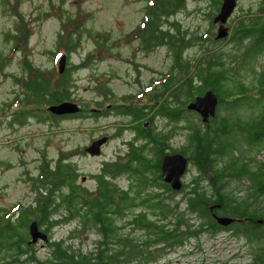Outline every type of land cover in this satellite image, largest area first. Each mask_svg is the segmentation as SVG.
<instances>
[{
	"label": "trees",
	"instance_id": "trees-1",
	"mask_svg": "<svg viewBox=\"0 0 264 264\" xmlns=\"http://www.w3.org/2000/svg\"><path fill=\"white\" fill-rule=\"evenodd\" d=\"M181 4L182 0H149L141 24L126 35L137 38L138 49L141 50L166 47L172 58L168 69L161 73V92L155 95V101L159 103V117L166 119L163 126L170 123V127L166 129L162 126L157 132H147L146 127L139 123L138 136L149 137V141L143 145L136 160H130L128 174L134 181L140 180L139 188L145 186L149 173L161 179L160 159L164 150L171 147L168 140L178 133L176 129L184 130L186 144L181 145L182 153L188 156L195 170L191 177L190 196L186 200L190 211L187 233L191 239L198 240L203 234L216 236L229 229L218 223L214 214L237 219L229 233L244 238L250 254V260L241 264H264V24L256 20L238 23L229 36L217 39L210 37L212 33H204L199 28H182L174 18L183 9ZM5 6L2 0L3 12ZM51 9L50 13L55 12L61 21L54 49L50 53L54 58L58 53H66V67L59 74L55 68L41 69L30 64L27 58L22 60L24 74L15 77L21 90L11 103L0 109L1 114L7 117L5 123L8 127L22 126L31 119L39 122L48 119L59 121L79 114L54 115L45 110L46 114L42 115L41 106L74 101L70 91L73 86L71 73L89 62L94 55L90 53L80 65L70 62L69 57L79 47L82 32L93 37L97 51L107 49L105 37L109 36L90 32L85 27L86 13L77 12L71 16L65 15L61 7ZM11 34L4 37L6 42L11 40L9 53L16 51L18 43L22 44L23 52L29 32L22 19ZM187 49H194L191 56L184 55ZM5 57L8 58V54ZM3 58L0 59V69L4 64ZM99 85L104 90L105 87ZM206 90L216 95L217 105L214 116L202 122L185 105ZM146 91H139L135 98L128 95L123 99H146L149 95ZM101 93L103 97H108V89ZM13 102L20 104V108L11 111L8 106ZM113 108L122 115L133 114L136 119L138 114L145 119L151 105L141 102L136 105H115ZM84 112L81 108L80 116ZM92 112L89 110L85 113L97 117ZM107 112L106 109L102 113ZM151 141L153 146L149 148H153L158 155L154 161L153 157L149 158L144 153ZM73 153L70 151L68 156H58L51 163L43 158L37 174L28 175L31 190L36 195L30 205L17 204L18 210L10 215L8 210L0 209V260L28 257L41 264H94L98 261L145 264L147 259L157 257H152V253L148 252L147 243L169 237L175 241L181 240L177 231L181 219L175 218L174 226L164 229L165 224L149 222L145 214L137 219L138 224L151 232L157 229L156 238L140 240L142 247L136 237L125 236L124 198L116 196L120 187L114 181L122 172L120 163L103 165L101 173L96 175L93 190L82 189L81 194L76 192L81 186L76 184L78 172L69 158ZM158 185L162 186L161 181ZM134 200L135 197H128L126 204L132 206ZM148 205H152V202ZM163 205L160 199L156 202L159 209L156 215H163ZM172 210L170 208L171 213ZM32 220L36 221L38 227H44L48 239L51 228L63 220L77 221L69 239H77L80 233L87 230L97 233L98 239L94 241L93 248L86 251L66 242L64 238L50 240L47 243L48 253L39 259L29 237L28 227ZM135 258H139L140 262H132Z\"/></svg>",
	"mask_w": 264,
	"mask_h": 264
},
{
	"label": "rangeland",
	"instance_id": "rangeland-1",
	"mask_svg": "<svg viewBox=\"0 0 264 264\" xmlns=\"http://www.w3.org/2000/svg\"><path fill=\"white\" fill-rule=\"evenodd\" d=\"M1 1L0 57L4 56V64L0 69V109L11 103L17 92L21 90L15 77L24 74L22 65L24 58H27L28 62L35 67L55 68L57 71V61L62 53H58L54 58L50 51L54 49L61 19L55 12L50 13L51 8L61 7L65 15L71 16L77 12L86 13L85 27L90 32L105 33L109 36L105 37L107 49L97 51L95 48L97 43L93 37L87 32H82L79 47L69 57L71 63L80 65L90 53L94 54L89 62L71 73L73 86L70 91L73 102L85 112L92 110V114H96L97 117L89 116V113L84 112L82 116H72L59 121L48 119L39 122L31 119L22 126L8 127L5 123L7 117L0 111V121L2 120L0 123V209L8 210L10 215L18 210L17 204L30 205L35 199L36 195L31 190L28 175L37 174L43 158L51 163L58 156H68V153L73 151L69 158L78 172L77 183L81 186L76 192L83 194L82 189L85 188L93 190L95 180L92 175L99 172L103 162L118 159L124 151L123 141L131 137L128 127L132 122L128 116L108 112L103 114L102 112L106 111V105L115 109L113 108L115 105L146 103L145 98L135 101L134 99L125 100L123 97L129 95L135 98V95L144 90L143 86L150 83L151 79H158L161 83L163 81L161 73L168 69L172 58L164 46H155L148 52L138 49V41L133 36L126 37L140 22L146 0H4L6 4L4 12ZM16 2L17 6H15ZM197 6L199 5L194 2H188L176 14L174 18L179 21L182 28L191 30L200 28V31H204L207 24L201 22L199 17H193L198 13L193 12ZM20 19L29 32L27 45L22 52V44L18 43L16 51L9 53L11 40L6 42L4 37L12 35ZM193 51L194 49H187L184 55L191 56ZM7 54L8 58L5 57ZM99 84L105 87L104 90ZM107 89L108 97L106 98L101 92ZM147 90L148 93L151 92V88ZM156 90L160 93L161 87L158 86ZM148 101L152 102V99ZM10 105L8 108L11 111L20 108V104L14 102ZM47 107V105L41 106L42 115L46 114ZM155 123L161 129L166 124V120L158 117ZM121 126L123 129L118 131L117 128ZM163 127L167 129L169 126ZM176 131L180 134L177 133L171 140V144L175 147L180 146L185 140L184 130L176 129ZM105 135H109L110 139L101 145L99 155H83L84 146ZM192 175L193 170H190L186 180ZM116 182L118 185L124 184L122 178ZM29 218L34 219L32 216ZM76 224V220H63L62 223L51 228L47 241H37V244H33L37 257L46 256L49 251L47 243L50 240L61 238L74 246L81 247L84 251L92 249L94 241L98 239L97 233L92 230L80 233L77 239H69L70 231ZM183 250L185 255L178 256V252ZM178 252L169 253L161 258L159 263L241 264L250 260L248 242L242 237H234L227 232L218 233L216 236L203 234L198 240L191 239L190 244L179 248Z\"/></svg>",
	"mask_w": 264,
	"mask_h": 264
},
{
	"label": "flooded vegetation",
	"instance_id": "flooded-vegetation-1",
	"mask_svg": "<svg viewBox=\"0 0 264 264\" xmlns=\"http://www.w3.org/2000/svg\"><path fill=\"white\" fill-rule=\"evenodd\" d=\"M235 1H236L235 7L232 13L229 15L226 22L223 24V26L228 28L227 36H229V34L232 33V31L234 30L233 29L234 25L238 23L242 24V22H245V21L251 22L252 20H256L258 21L259 24H264V0H235ZM148 2L149 0H146L145 7L142 12V16L144 13H146L145 9L147 7ZM188 2H194L195 4L199 5L193 11V12H198L194 14L193 17H199L201 22H204L205 24H207L204 29V33L206 32L212 33L210 34V37H216L217 30L219 28V22H214L213 20L216 17V15L219 13L223 0H182L181 5H184ZM181 10L182 9H180L179 12ZM141 21L142 20H140L139 22L140 24H141ZM158 81H159L158 79H155V80L151 79L150 83L143 86L144 90H147L148 88H151V92L154 90L152 93L150 92L149 95L146 96V99H145L146 103H144L148 106L151 105V109L149 110L150 112L147 113L145 119L144 118L141 119L140 118L141 116H139L138 114H136L137 115L136 119L133 118L134 116L133 114L128 116L130 122H132L130 123L128 127V130L131 132V137L123 141L124 151L121 152V154L119 155L120 157L118 159L107 160L103 162L99 170V173H101L103 165H105L106 163H112V162L120 163L122 172L119 174V176H116V178H114V181L116 182V180H118L119 178H122L124 180V184L119 185L120 192L116 194V196L124 198L123 208H124L125 223L123 224V231L125 233V236L136 237L139 240L142 247H143V244H142L143 242H141L140 240H144L145 238L147 239L149 237H151L152 239H155L156 238L155 235L157 231V229H155L152 232L150 231V229L145 230L144 225L141 226L140 224H138L137 219L142 218V215L145 214L149 222L155 221L157 222L158 225H160L161 223L165 224L164 229H169V228L171 229L174 226L175 218L181 219L179 221V228L177 230L180 234L181 240L175 241L174 238L169 237L167 240L152 241L151 243H147L146 248L148 252L152 253V257H155L154 255H156L157 257L147 259L145 261L146 262L145 264H160L159 260L161 258L166 257L169 253H172V254L177 253L179 248L185 247V245L190 244V240H191L189 232L187 233V229H186L190 225V211L187 208L186 200L189 198L188 196H190L191 177L194 174L187 180H186V176L190 172V170H193V173L195 170L192 168L189 162L188 156L182 153L181 145L186 144V137H185L184 142L180 146H177V147L171 144V140H173V138L176 136L177 133L172 135L170 140H168V143L171 145V147L164 150L163 155L160 159L159 172H160L161 179L154 178V175L152 173H149L145 186H141V188H139L138 185H139L140 180L134 181L132 177H130L128 174L127 166L130 160L133 159V161H135L136 160L135 157L139 156V153L142 152L143 145L149 141L148 140L149 137L143 138L140 135L138 136V132H139L138 130H140L138 127L139 123L141 122L142 126L146 127L147 132H150V131L157 132L160 129L159 126H157V123H155L156 119H158V117L160 116L158 113L159 103L158 101H155V95L158 94L156 88H158V86H160L161 84ZM146 92H149V91H146ZM150 98L152 99V102L148 101ZM189 102H187L186 105ZM186 105H185V108L187 109ZM106 109L108 110V113L110 114H113V113L121 114L118 110L112 109L110 105H106ZM190 111H193V110H190ZM193 112L202 121L201 115L195 111ZM78 113L79 114L74 115V117L80 116V111ZM213 116H209L207 121H209L210 117H213ZM168 126L170 127V123L168 124ZM121 129H123V126L117 128L118 131ZM125 129L127 128L125 127ZM103 137H106L105 143L108 142L110 139L109 135H105ZM157 143H158V140H157ZM88 145L82 148L83 155L89 156V154L85 151V148ZM151 145L153 146L152 141L149 142L148 145L145 147L144 153L147 154L149 158L153 157V161H154L158 157V155L155 154V152L153 151V148L152 149L149 148V146ZM168 154H182L187 158V161H188L186 170L180 177V184L178 188H173L172 185L169 182L165 181L161 175V161H162V158ZM157 162L158 160L155 161L154 163H157ZM189 166H190V169H189ZM96 175L97 174L92 175L95 180V183H96ZM160 181L162 183V186L158 185ZM76 184L79 185L77 183V180H76ZM128 197H135V200H134L135 204H133L132 206H128V204H126L127 203L126 198ZM159 199L164 204L161 207L162 211L164 212L163 215L155 214L156 212H159V209L156 207V202L159 201ZM150 202H152V205H148ZM166 203H169V205H166ZM170 208L173 209L172 213L170 211ZM210 209L212 210L213 207L210 206ZM134 216L136 217L135 219H133ZM215 216H218V215L214 214V219H215ZM170 219L172 222L170 221ZM32 221H35V220H32ZM236 221L237 219L233 218L232 222L226 225H223L224 227L229 228L225 230V232L229 233L233 229L232 224ZM39 230L45 232L44 227H41V228L39 227ZM47 236H48V233H47ZM32 244H37V242L32 243ZM184 255H185L184 250L181 252H178V256L181 257ZM39 259H42V258H39ZM37 261L38 260L33 261L29 259L28 257H21L18 259L8 258V259H1L0 264H4V263L41 264ZM102 262L110 264L107 261H98V262H94V264L102 263ZM132 262L139 263L140 259L135 258L133 259Z\"/></svg>",
	"mask_w": 264,
	"mask_h": 264
},
{
	"label": "water",
	"instance_id": "water-1",
	"mask_svg": "<svg viewBox=\"0 0 264 264\" xmlns=\"http://www.w3.org/2000/svg\"><path fill=\"white\" fill-rule=\"evenodd\" d=\"M235 0H223L219 13L214 18V22H219V28L215 38H224L228 35V28L223 26L229 15L232 13L235 7ZM67 62L66 53H62L57 61V71L59 74L63 73ZM217 105V97L211 90H206L202 95H198L193 98L187 105V109L193 110L199 113L202 117V121H207L209 116L215 114ZM80 106L70 100H65L57 104H51L47 107V110L54 115H67L75 114L80 111ZM106 137H101L92 141L85 151L89 155H99L101 153V145L105 142ZM187 158L182 154H168L162 158L161 161V175L162 178L169 182L173 188H178L180 184V177L184 173L187 167ZM218 223L226 225L233 221L231 217L215 216ZM30 241L32 243L40 241H47L48 236L45 232L39 230L36 221H32L28 227ZM97 264H108L105 262Z\"/></svg>",
	"mask_w": 264,
	"mask_h": 264
}]
</instances>
